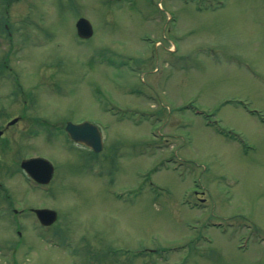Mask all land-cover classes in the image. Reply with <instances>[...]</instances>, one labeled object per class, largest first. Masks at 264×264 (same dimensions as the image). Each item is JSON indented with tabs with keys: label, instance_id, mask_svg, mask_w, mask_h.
I'll list each match as a JSON object with an SVG mask.
<instances>
[{
	"label": "rangeland",
	"instance_id": "374dc122",
	"mask_svg": "<svg viewBox=\"0 0 264 264\" xmlns=\"http://www.w3.org/2000/svg\"><path fill=\"white\" fill-rule=\"evenodd\" d=\"M62 5L0 0V128L22 116L0 138V264H264V0ZM44 114L104 147L48 141ZM30 155L55 183L22 178Z\"/></svg>",
	"mask_w": 264,
	"mask_h": 264
},
{
	"label": "water",
	"instance_id": "95a60500",
	"mask_svg": "<svg viewBox=\"0 0 264 264\" xmlns=\"http://www.w3.org/2000/svg\"><path fill=\"white\" fill-rule=\"evenodd\" d=\"M81 33H90V24L85 18H81L77 23ZM87 26V27H86ZM16 121L13 120L11 123ZM66 130L70 137L79 142H84L87 145L93 147L95 150H100L103 146V136L97 127V125L84 121L81 123L68 122ZM2 131L0 130V135ZM23 167L27 169L30 175L39 182H48L51 179L53 173V165L50 161L43 157H34L24 160ZM42 223L49 224L56 219V212L51 209L43 208L36 210Z\"/></svg>",
	"mask_w": 264,
	"mask_h": 264
},
{
	"label": "flooded vegetation",
	"instance_id": "af4514ba",
	"mask_svg": "<svg viewBox=\"0 0 264 264\" xmlns=\"http://www.w3.org/2000/svg\"><path fill=\"white\" fill-rule=\"evenodd\" d=\"M91 37L92 36H90L89 38H81V40H83V41H86V40H88V42H90V39H91ZM21 118H22V116H21ZM49 117H47V116H41V119L42 120H44L45 122H49V121H51V120H49L48 119ZM68 118V117H67ZM66 117H63L62 115L59 117V119L58 120H55V121H51L52 122V124L51 125H53L55 128H57V127H61L62 125V123L64 122V120L65 119H67ZM69 120V119H68ZM19 122V121H18ZM7 130H8V126H6L5 127V134H6V132H7ZM78 145H81V146H84V144H80V143H78ZM86 147V146H85ZM86 148H88V147H86ZM89 149V148H88ZM90 150V149H89ZM0 187L3 189V190H1L0 192H2V191H4L6 188H5V185H0ZM6 191V190H5ZM8 194H6V196H7ZM48 227H51V226H48Z\"/></svg>",
	"mask_w": 264,
	"mask_h": 264
}]
</instances>
